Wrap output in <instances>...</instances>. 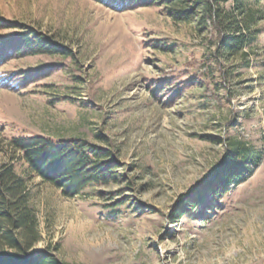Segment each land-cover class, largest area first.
Segmentation results:
<instances>
[{
	"label": "rangeland",
	"instance_id": "rangeland-1",
	"mask_svg": "<svg viewBox=\"0 0 264 264\" xmlns=\"http://www.w3.org/2000/svg\"><path fill=\"white\" fill-rule=\"evenodd\" d=\"M257 28L258 43L225 60L210 23H175L164 7L0 0V171L13 165L26 180L40 237L32 250L66 264H264V161L175 218L230 140L264 155V20ZM31 32L68 55H16L14 39ZM30 137L108 149L119 181L64 197L11 147Z\"/></svg>",
	"mask_w": 264,
	"mask_h": 264
},
{
	"label": "trees",
	"instance_id": "trees-1",
	"mask_svg": "<svg viewBox=\"0 0 264 264\" xmlns=\"http://www.w3.org/2000/svg\"><path fill=\"white\" fill-rule=\"evenodd\" d=\"M96 1L119 12L164 7L175 23H196L203 31L210 23L219 35L216 53L225 60L245 55L248 48L258 43L263 32L257 25L264 20V8L255 10L253 6H260L264 0H235L233 12L223 7L228 0ZM14 40L18 49L16 55H68L35 32L21 34ZM6 47L0 44L1 51ZM11 147L27 164V174L58 188L67 198L81 195L88 188L119 181L116 173L120 163L114 154L83 140L55 142L44 137L18 138L12 140ZM263 161V153L255 147L230 140L224 162L202 186L181 200L175 218L190 215L208 198L222 196L246 183ZM26 190V180L17 175L13 165L1 169L0 264H66L48 251L32 250L40 237Z\"/></svg>",
	"mask_w": 264,
	"mask_h": 264
}]
</instances>
